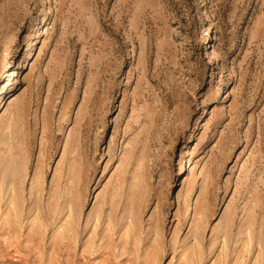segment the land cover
Masks as SVG:
<instances>
[{"label":"rangeland","instance_id":"rangeland-1","mask_svg":"<svg viewBox=\"0 0 264 264\" xmlns=\"http://www.w3.org/2000/svg\"><path fill=\"white\" fill-rule=\"evenodd\" d=\"M0 264H264V0H0Z\"/></svg>","mask_w":264,"mask_h":264}]
</instances>
